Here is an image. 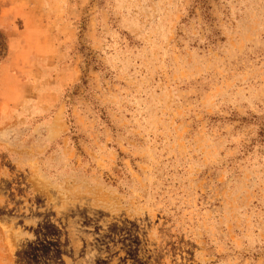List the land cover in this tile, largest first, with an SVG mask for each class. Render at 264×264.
Segmentation results:
<instances>
[{
	"label": "rangeland",
	"instance_id": "1",
	"mask_svg": "<svg viewBox=\"0 0 264 264\" xmlns=\"http://www.w3.org/2000/svg\"><path fill=\"white\" fill-rule=\"evenodd\" d=\"M0 264H264V0H0Z\"/></svg>",
	"mask_w": 264,
	"mask_h": 264
}]
</instances>
